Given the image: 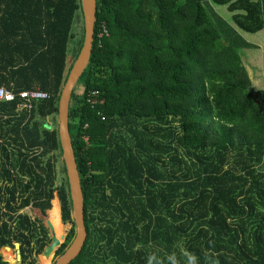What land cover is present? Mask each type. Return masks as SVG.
I'll use <instances>...</instances> for the list:
<instances>
[{
	"label": "trees",
	"instance_id": "16d2710c",
	"mask_svg": "<svg viewBox=\"0 0 264 264\" xmlns=\"http://www.w3.org/2000/svg\"><path fill=\"white\" fill-rule=\"evenodd\" d=\"M206 1L214 18L205 0H97L82 93L74 89L69 110L87 232L71 264H264V91L243 67L249 45L238 34L264 31V0ZM79 11L80 0H0V89L49 96L30 110L0 103V143L12 159L1 174L11 185L0 188V249L19 244L22 264L51 243L22 210H51L58 223L60 204L72 227L56 258L76 236L56 166Z\"/></svg>",
	"mask_w": 264,
	"mask_h": 264
},
{
	"label": "water",
	"instance_id": "95a60500",
	"mask_svg": "<svg viewBox=\"0 0 264 264\" xmlns=\"http://www.w3.org/2000/svg\"><path fill=\"white\" fill-rule=\"evenodd\" d=\"M80 3L84 20V42L77 59L73 63L71 70L67 75L68 77L58 102L57 112V133L60 142L62 162L65 167L69 187L72 206V221L75 226L76 236L69 248L61 257L55 260L54 264H71V262L74 261L81 253L87 238V232L84 224L83 193L69 130V110L71 95L79 79L89 65L94 36V26L96 22L97 0H80ZM50 128L51 126H48V129ZM48 228L51 231V243L42 253V256L46 259L50 258L52 255L54 256L55 252L63 244L55 237L53 228L49 224ZM14 248L17 251V260L20 261L19 244H14ZM5 249L10 250L8 247ZM3 261L8 264H12L10 261Z\"/></svg>",
	"mask_w": 264,
	"mask_h": 264
},
{
	"label": "rangeland",
	"instance_id": "374dc122",
	"mask_svg": "<svg viewBox=\"0 0 264 264\" xmlns=\"http://www.w3.org/2000/svg\"><path fill=\"white\" fill-rule=\"evenodd\" d=\"M206 3H204L205 7L207 8L208 15L211 18H214V15L212 14V11L208 7V3L205 0ZM210 3V2H209ZM211 8H213V12L216 13L221 19L228 22L229 24H232L231 21V14L227 11L226 7L224 6H215L210 3ZM238 34L249 44L255 45L257 49H244L240 51V57L243 63L244 69H246L247 73L252 71L251 66H254L255 68H258V71L255 73H258L260 75L259 80L255 81V88H259V90H264V31L259 32L257 34H248L245 32H242L238 30ZM72 38L69 40L68 43V49H67V66L72 65L73 62L77 59L79 52L83 46V40H84V20L82 16V12L79 11L77 13L75 18V23L72 29ZM257 79V78H256ZM261 84V85H260ZM263 86V87H259ZM82 88L77 87L75 88L74 93L81 94ZM256 90V89H255ZM48 124H52L51 120L48 121ZM1 142V139H0ZM6 149H4L3 145L0 143V188H5L8 185H11V182H7L6 179H3V175H1L4 171V169L10 168V164L12 163V159L10 161L7 160L5 154ZM8 151L11 150V148H7ZM64 164L62 162V156L60 160L57 163L56 171H57V185H59L63 178L66 176V171L64 173ZM264 169V166L262 167ZM54 200H56L59 204V201L57 199V196L55 195ZM51 205L53 206V201L51 202ZM52 209V208H51ZM50 211H47L45 215H42L37 209H34L32 207H28L24 210H22L20 213L27 215L32 221H40L41 225L47 230L48 236L51 239V231L48 228V224L53 228V233L57 239H59L62 243H64L66 236L72 227L71 224H63L61 222V215H60V204H59V222L54 223L49 218ZM10 250L7 249H0V254L2 252L3 256L12 264H22L21 259L20 261L17 260V251L15 248H10ZM56 253V252H55ZM2 256V255H1ZM21 258V257H20ZM59 257H55V255L50 256V258H44L41 255H32L29 259V262L35 263V264H53L56 259Z\"/></svg>",
	"mask_w": 264,
	"mask_h": 264
},
{
	"label": "built area",
	"instance_id": "2783aa9c",
	"mask_svg": "<svg viewBox=\"0 0 264 264\" xmlns=\"http://www.w3.org/2000/svg\"><path fill=\"white\" fill-rule=\"evenodd\" d=\"M48 99L49 96L39 90L14 93L5 88L0 89V103H13L15 101H19L18 111L30 110L33 103ZM88 102H90L91 104L96 103L95 101L90 100H88Z\"/></svg>",
	"mask_w": 264,
	"mask_h": 264
},
{
	"label": "crops",
	"instance_id": "0c3cea01",
	"mask_svg": "<svg viewBox=\"0 0 264 264\" xmlns=\"http://www.w3.org/2000/svg\"><path fill=\"white\" fill-rule=\"evenodd\" d=\"M248 45H249V47L247 48V49H257L256 47H255V45H251V44H249V43H247ZM264 59V58H263ZM251 69H252V71H250L249 73H248V75H249V78H250V80H251V83H252V86H253V88L254 89H256V90H259V88L257 89V88H255L256 86V84H255V81L256 80H259V78H260V75L258 74V73H255L256 71H258V68H255L254 66H251ZM257 78V79H256ZM261 85V84H260ZM259 87H263V86H259ZM262 91H264V90H262Z\"/></svg>",
	"mask_w": 264,
	"mask_h": 264
},
{
	"label": "bare ground",
	"instance_id": "6f19581e",
	"mask_svg": "<svg viewBox=\"0 0 264 264\" xmlns=\"http://www.w3.org/2000/svg\"><path fill=\"white\" fill-rule=\"evenodd\" d=\"M90 1V0H89Z\"/></svg>",
	"mask_w": 264,
	"mask_h": 264
}]
</instances>
